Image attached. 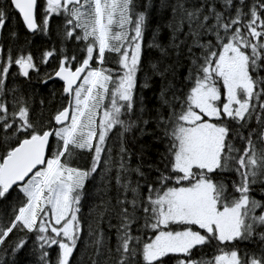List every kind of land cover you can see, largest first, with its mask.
Returning a JSON list of instances; mask_svg holds the SVG:
<instances>
[{
    "label": "snow or ice",
    "instance_id": "1",
    "mask_svg": "<svg viewBox=\"0 0 264 264\" xmlns=\"http://www.w3.org/2000/svg\"><path fill=\"white\" fill-rule=\"evenodd\" d=\"M13 12L58 44L0 43V264H264V0H0V31Z\"/></svg>",
    "mask_w": 264,
    "mask_h": 264
},
{
    "label": "trees",
    "instance_id": "2",
    "mask_svg": "<svg viewBox=\"0 0 264 264\" xmlns=\"http://www.w3.org/2000/svg\"><path fill=\"white\" fill-rule=\"evenodd\" d=\"M58 19L57 18H53L52 20V34H51V38L49 39V37H45L41 34H36L35 36H33L31 33L27 32V30L24 28L22 21L19 18L18 13H11L9 19L6 21V24L3 28L2 31H0V43H3L5 45V49L7 48V46L9 44H12V38L10 36V32L11 31H16L18 33V40L15 42L16 46L18 47L19 45H22L25 43L26 40H30L32 43L30 45V48L33 52H36L37 55L39 53V51H42L44 49L45 46H51V44L53 42H56L58 44L57 38H56V27L58 24ZM163 40H167L168 38V31L167 29L164 30V32L162 33V37ZM151 39V32L148 33L147 35V40ZM152 55H158V52L156 50H153ZM51 67V65H50ZM13 71H15V69H13ZM187 69L184 68L181 70V74L184 75L186 74ZM155 79V91H158L159 89V84L160 81L158 78H154ZM11 78L9 79V84H11ZM18 83H23V78H20V80L18 81ZM141 83H143V80H141ZM37 92L38 95L35 97V104L33 106V115L38 117L39 114L41 113V106H40V100L44 99L45 100V105H44V115L45 117H47V115L50 112H54L56 110L57 107H59L60 103H61V83L59 81H54V82H50L47 87H42V86H38L37 87ZM145 93L148 97H152L153 96V91H149V90H145ZM138 135V133L136 134ZM148 138H145V141ZM116 140V137L113 136V141ZM128 140V146L129 148H136L138 150L139 148V144H137L133 138L132 134H129L127 137ZM118 147V145H117ZM136 161L133 160V164H135ZM89 189H91V185H89ZM13 195H15V193H13ZM256 198L260 199V193L259 190H257L256 192ZM11 199V198H10ZM96 201L93 200L90 196L88 198L85 199L84 201V207H83V216H84V221H85V228H84V240H88V231H87V224L90 220L94 219V217H90L89 216V212L91 209V206L95 203ZM8 209L3 208L2 206H0V212H5ZM113 223H115V221H113ZM103 227L105 229H107V224L105 223L103 225ZM109 235H111L112 237V244H115V230L113 229ZM15 238V237H13ZM29 247H31V243L29 244ZM239 247L241 249L243 248H251L252 245L248 244V243H241L239 245ZM84 251V241H81L80 246H79V250L77 251L76 255L77 258H79L80 253ZM91 251L89 250L88 255H91ZM205 251H209L208 249H205ZM21 255H23V253H21ZM195 259L199 258V253H197L196 256H194Z\"/></svg>",
    "mask_w": 264,
    "mask_h": 264
},
{
    "label": "flooded vegetation",
    "instance_id": "3",
    "mask_svg": "<svg viewBox=\"0 0 264 264\" xmlns=\"http://www.w3.org/2000/svg\"><path fill=\"white\" fill-rule=\"evenodd\" d=\"M61 83V82H60Z\"/></svg>",
    "mask_w": 264,
    "mask_h": 264
}]
</instances>
